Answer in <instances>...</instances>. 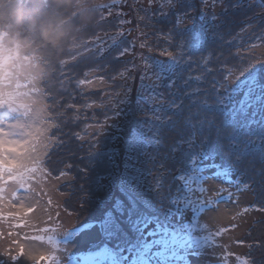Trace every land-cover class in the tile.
<instances>
[{"label":"snow or ice","instance_id":"1","mask_svg":"<svg viewBox=\"0 0 264 264\" xmlns=\"http://www.w3.org/2000/svg\"><path fill=\"white\" fill-rule=\"evenodd\" d=\"M146 4L134 0L137 24L125 29L132 20L120 19L126 16L122 10L113 13L117 6L113 0L102 18L104 22L108 16L117 17L118 31L111 45L106 49L98 34L89 38L93 48L84 53L94 52L99 58L117 48L113 59L132 56L107 78L113 81L112 91L103 92V100L83 104L64 100V92L68 100L74 99L68 90L72 78L64 71L78 57L73 56L62 63L58 80L46 89L47 111L42 118H29L15 135L0 128V241L7 240L0 249V264H191L193 257L203 264H231L233 259L238 264H257L254 257L228 251L230 245L223 243V237L239 227L234 223L238 216L264 212V202L232 214L233 223L227 226L219 225V214L221 205L238 203L242 190L260 199L264 187L258 180L264 178V58L255 55L251 43L233 49V41L225 42L221 33L211 31L210 25L218 19L217 0H201V24L190 36L185 35L188 29H181L195 11L190 0H146ZM208 7L213 9L210 17ZM169 17H174L171 27L157 26ZM141 24L152 31H144ZM251 27L246 25L238 35ZM133 31L137 35L125 44ZM150 36L163 38L167 46L153 48ZM217 40L220 46L209 49V43ZM255 40L264 41V31ZM137 47L140 52L134 51ZM197 52L202 54L196 57ZM189 65L199 71L183 75ZM105 79L103 75L76 79L74 86L79 90ZM137 79L133 102L131 83ZM141 100L149 104L150 114ZM85 109L101 110L102 116L82 117ZM136 113L145 114L146 121ZM82 119L95 121L85 125L91 130L87 140L64 131ZM109 129L119 133L112 136V143L123 140V168L96 176L97 191L106 193L94 201L100 214L64 229L65 218L77 213L53 197L64 196L59 186L76 177L71 174L73 165L60 159L59 153L73 156L72 141L80 149L87 142L89 166H76L87 179L89 167L99 158L107 156L114 163L120 155L119 148L98 151ZM249 171L252 177L244 180ZM115 190L119 196L113 195ZM92 230L100 239L73 254L69 245ZM247 247L264 249V241Z\"/></svg>","mask_w":264,"mask_h":264},{"label":"trees","instance_id":"2","mask_svg":"<svg viewBox=\"0 0 264 264\" xmlns=\"http://www.w3.org/2000/svg\"><path fill=\"white\" fill-rule=\"evenodd\" d=\"M112 2L113 0H0V31L8 35L7 37L13 45L18 44L25 50V57L34 58L40 62L42 66L41 87L45 96L47 94L46 89L58 80L62 63L68 59L70 60L73 56H78L75 61L70 60L68 67L64 69L72 78V84L68 85V90L74 99H67L68 92L62 93V96L67 103L83 104L85 101L90 102L91 100H96L99 103L104 99L103 92L112 91V88L109 86L113 85V81L107 78L115 74V69L122 68L132 59L130 55H126L119 60L113 59L118 51L117 48L106 50L103 56L99 58H97L94 52L84 53L86 49L93 48V45L89 44V38L94 34L101 36L105 42L104 47L106 49L111 45L112 38L118 31V20L115 15L108 16L104 22L102 18L106 13L108 5ZM190 2L194 4L195 11L181 25V29H188V32L185 33L187 36H190L201 24V0H190ZM127 3L129 5L128 11H123L122 6L126 5V3H120L119 0H117V6L112 11L115 13L122 10L126 13V16L120 17V19H130L132 23L123 27L129 29L130 26H133L134 29L137 24V21L134 19V2L133 0H127ZM234 4H238V6L233 7L232 5ZM187 7L188 5L186 4L185 8ZM225 8H227V11L224 10ZM205 11L209 17L213 14V9L209 7L205 8ZM214 12L218 19L213 25H210L211 31L221 33L225 42L233 41L231 45L233 49L239 47L241 44L247 45L251 43L254 46L255 55L264 58V54L256 50L257 45L264 43V41L258 42L255 40V37L264 31V4L260 0H225L223 9ZM170 21L174 22V17L161 20L157 26L171 27ZM246 25H251L252 27L243 34L238 35L240 30L244 29ZM141 28L146 32L152 31L151 28H144L143 24H141ZM60 33H63V35L59 36L58 40L51 38ZM136 35L137 33L133 31L132 34L127 35L124 43L126 44L128 40H132ZM116 39L120 38L116 37ZM149 41L152 43L153 48L156 45H159L161 48L167 46L163 38L158 39L156 36H150ZM220 43V40L210 42L208 47L209 49H216L220 46ZM224 46L228 47L227 44ZM134 51L140 52L141 50L137 47ZM201 54L197 52L196 57H199ZM152 55H155V53H152ZM157 58L163 59V57ZM136 63H139V60H136ZM190 70L193 71V74L199 71V69H193V66L189 65L182 70L183 75H188ZM85 72H89L90 75L85 77L83 75ZM139 74V72L135 73L137 77ZM99 75H103L106 78L104 81L105 85L101 88L88 89L84 86L78 90L74 86L76 79L93 80ZM116 83H119V81H116ZM138 85V79L131 83L133 102L136 100ZM206 86L201 85V87ZM185 102L187 103V101ZM141 105L146 113H151L148 103L141 100ZM133 107H135V103ZM69 115H72V113L69 112ZM85 115L88 117H101L102 111L98 109H85L81 113V116ZM136 116L146 121L145 114L136 113ZM124 122L125 118H122L120 123L124 124ZM88 123H95V121L82 119L79 122H73L64 131L79 133L87 140L91 132V130L85 127ZM115 135H119V133L115 129H109L107 135L101 137L98 151L104 153L109 148H119L120 155L115 158L114 163L107 156L99 158L95 161L94 167H89L87 179L82 178L83 174L78 172L76 167L83 168L89 166V144L87 142L83 143V148L80 149L77 147V141L73 140L71 145L75 151V155L73 156H69L67 152L59 153L60 159L73 165L71 174L76 177L74 182L62 183L59 186L61 193L65 194L63 204L69 207V211L77 213V215H74L77 222L76 226L88 222L100 214V210L94 201L97 197H103L106 193L97 191L94 184L96 176L105 172H116L117 166L121 170L123 168L124 143L123 140H117L115 143H112L111 138ZM251 177L252 173L249 171L248 177H244L243 179L247 180ZM258 180L264 184V178H258ZM81 185L83 186V190H81ZM113 195L119 196V190H115ZM252 195L253 204L264 202V187L259 190L260 199L253 192ZM84 197H87V199H84ZM81 204L84 206L80 207ZM241 241H243L245 247L242 257H254L257 260V264H264V249H249L247 247L248 244H253L255 241H264V212H262V216L249 224Z\"/></svg>","mask_w":264,"mask_h":264},{"label":"rangeland","instance_id":"3","mask_svg":"<svg viewBox=\"0 0 264 264\" xmlns=\"http://www.w3.org/2000/svg\"><path fill=\"white\" fill-rule=\"evenodd\" d=\"M140 6L136 4L137 8ZM144 6H147L146 0H144ZM128 8V3L122 6L123 11H128ZM222 9L223 4H220L217 0L214 11ZM129 28H133V26ZM7 36V34L0 31V128L8 130L6 135H15L26 127L29 118H42L47 111V104L46 96L41 87L42 66L40 62L34 58L25 57V50L18 44L13 45ZM256 50L264 54V43L257 45ZM104 85V82L101 83L97 80L93 85L86 87L97 89ZM130 117L131 115L127 116V120H131ZM217 182L219 181H213V183ZM53 198L58 199L63 204L64 196H54ZM253 201L252 191L242 190L239 193L238 203L221 205L219 225L227 226L233 223L231 215L240 212L247 205H252ZM260 216H262V212L249 211V213L237 217L234 223L239 224V227L226 233L223 237V243L230 245L228 251L242 257L245 247L243 244L236 242L241 241L249 224ZM76 225L74 215L65 218L64 229ZM79 238H81V244L72 251L73 254L88 250L90 243L100 239L95 230L84 232ZM6 245L7 240L0 241V249ZM206 259H211V257H206ZM191 264H203V262L193 257ZM213 264H215V261H213ZM231 264H238V262L233 259Z\"/></svg>","mask_w":264,"mask_h":264},{"label":"bare ground","instance_id":"4","mask_svg":"<svg viewBox=\"0 0 264 264\" xmlns=\"http://www.w3.org/2000/svg\"><path fill=\"white\" fill-rule=\"evenodd\" d=\"M80 240H81V238H78L77 242L75 244H70L69 245V249H70L71 252L74 251L76 249V247L81 244Z\"/></svg>","mask_w":264,"mask_h":264},{"label":"clouds","instance_id":"5","mask_svg":"<svg viewBox=\"0 0 264 264\" xmlns=\"http://www.w3.org/2000/svg\"><path fill=\"white\" fill-rule=\"evenodd\" d=\"M62 35H63V33H60L58 35L52 36L51 38L54 39V40H58L59 39V36H62Z\"/></svg>","mask_w":264,"mask_h":264},{"label":"water","instance_id":"6","mask_svg":"<svg viewBox=\"0 0 264 264\" xmlns=\"http://www.w3.org/2000/svg\"><path fill=\"white\" fill-rule=\"evenodd\" d=\"M264 4V0H260Z\"/></svg>","mask_w":264,"mask_h":264}]
</instances>
